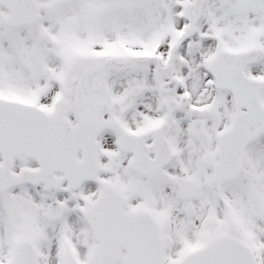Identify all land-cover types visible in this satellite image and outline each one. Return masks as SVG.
Returning <instances> with one entry per match:
<instances>
[{
  "label": "snow or ice",
  "instance_id": "1",
  "mask_svg": "<svg viewBox=\"0 0 264 264\" xmlns=\"http://www.w3.org/2000/svg\"><path fill=\"white\" fill-rule=\"evenodd\" d=\"M0 264H264V0H0Z\"/></svg>",
  "mask_w": 264,
  "mask_h": 264
}]
</instances>
